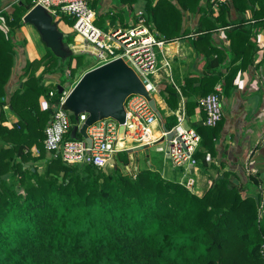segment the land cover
<instances>
[{
    "label": "trees",
    "instance_id": "16d2710c",
    "mask_svg": "<svg viewBox=\"0 0 264 264\" xmlns=\"http://www.w3.org/2000/svg\"><path fill=\"white\" fill-rule=\"evenodd\" d=\"M250 2L260 3L263 12L254 10L253 18L264 17V0ZM159 3L148 1L147 21L161 31L168 22L163 25L160 20ZM33 6V0L17 1L9 12L0 0V264H264V176L250 173L242 183L231 181L226 173L198 195L159 171L128 170L126 150L117 152L116 163L106 171L93 164H68L59 154L43 163V172L34 164L47 157L45 128L53 113L51 107L42 109L39 99L58 104L63 94L50 83L42 84L60 63L48 48L43 57L27 60L23 91L6 99L5 85L19 45L15 33ZM227 10L223 3L217 19ZM207 15L202 19L209 24L205 30L230 25L228 20L218 25L220 20ZM255 26L264 27V20L254 22L248 31L241 26L227 30L240 40V47L235 52L232 43V57L220 74L224 96L233 91L240 70L264 63V55L256 62L258 47L251 40ZM165 32L170 39L172 33ZM217 52L218 64L222 59ZM239 52L243 62L237 65ZM41 66L43 71L36 76ZM78 66L77 55H72L68 75L73 77ZM220 76L212 77L209 88L211 78L201 81L202 95L214 91ZM161 92L176 109L178 89L167 85ZM6 105L18 116L11 125L5 124ZM72 122L78 123L74 115ZM222 123L223 119L216 127L198 126L202 140L197 159L206 161L207 152L216 153ZM176 124L166 119L168 129Z\"/></svg>",
    "mask_w": 264,
    "mask_h": 264
},
{
    "label": "crops",
    "instance_id": "0c3cea01",
    "mask_svg": "<svg viewBox=\"0 0 264 264\" xmlns=\"http://www.w3.org/2000/svg\"><path fill=\"white\" fill-rule=\"evenodd\" d=\"M1 1L2 8L9 11L8 9L11 10L13 4L19 0ZM148 1L153 4L160 2L158 4L160 20L163 25L168 22L161 31H158L151 20L147 21L149 18ZM223 3L227 4L228 10L220 19H217L220 6ZM93 6L97 13L95 24L103 21L105 28L98 27L105 31L138 25L140 19L144 18L146 25L151 26L156 36L165 41L162 50H159L158 70L154 75L158 87V97L155 95L154 97L162 114V119L158 118L151 128V133L160 139L156 143L157 155L152 156L147 151L151 145H141L130 139L120 141L116 145L117 149L119 151L126 150L129 154L130 163L126 165L128 170L134 172L142 169L156 170L161 172L164 177L179 182L186 175L192 174L196 178L198 195H202L215 180L222 178L226 173L230 174L231 181L236 180L242 183H246L250 173L264 176V63L259 66L250 65L240 70L235 79V87L229 96L222 95L223 87L220 82L223 80V75L220 76V74L226 72V66L232 57V43H235L233 46L235 52L240 47V42H237L240 40H234L227 30L233 26H241L243 31H248L249 26L254 22L263 21L264 17L253 18L254 10L259 9L263 13L260 3L256 2L252 5L250 0L235 2L232 0H94ZM206 14L213 21L220 20L218 25H221V21L225 20H228L230 25L208 29L210 31L205 30V26L209 25L202 20ZM171 21L175 22L170 24ZM18 29H24L27 34L25 40L28 42L27 38L29 37L34 41L33 44L35 43L40 49L36 53L35 46L33 52L25 44V46L19 44L16 47L18 50L15 55L14 70L5 85L7 100L16 90L23 91L26 80L24 67L27 60L39 59L48 50L43 48L46 46L44 42L42 47L39 45L38 40L41 35L35 27L31 28L25 23ZM165 30L172 33L170 39L165 36ZM251 40L255 41L258 47L256 62H259L264 55V27L255 26L252 30ZM41 41H43L42 38ZM217 49L222 59V62H218V64L216 63L219 58ZM32 54H36L34 58H32ZM235 55L239 56L236 64L240 65L243 62L242 53H235ZM93 67L86 68V71ZM42 71L43 67L41 66L36 71V76H39ZM216 76H220V80L214 83V91L218 86L222 87L221 96L224 106L223 123L216 140V153L212 155L210 162L199 158L197 170L192 166H190V171L175 166L164 152L157 149L159 146H168L167 137L161 134L165 130L163 123L166 126V119L168 118L170 122L172 116H175L178 121L179 113H184L182 122L184 127L197 130L198 126L205 125V112L199 107L198 101L206 95H202L198 88L202 87L201 81L211 78L210 83L206 86L209 88L214 82L212 77ZM58 77L57 73L45 75L42 84L55 83L54 80ZM167 85L178 89V107L176 109H171L162 95L161 91ZM39 102L42 109L55 108V104H50L49 100L43 96L40 97ZM4 109L7 117L5 124L11 125L18 120V116L8 105ZM38 153L35 149L34 154ZM46 153V159L39 160L34 164L43 167V163H46V160L53 155L48 151Z\"/></svg>",
    "mask_w": 264,
    "mask_h": 264
},
{
    "label": "built area",
    "instance_id": "2783aa9c",
    "mask_svg": "<svg viewBox=\"0 0 264 264\" xmlns=\"http://www.w3.org/2000/svg\"><path fill=\"white\" fill-rule=\"evenodd\" d=\"M33 2L34 6L40 4L45 7L53 18L58 15L74 17L73 29L83 41L73 43L72 48L81 47L82 51L96 55L97 66L122 58L136 71L150 95L158 91L156 80L151 79L150 75H154L158 70L159 50H162L165 41L156 36L151 26L146 25L144 18L140 19L138 25L104 31L95 24L97 13L92 6L93 0H33ZM221 91L222 87L218 86L214 92L201 97L198 101L199 107L205 112L204 124L208 127H216L224 117ZM53 94V91L49 92L50 96ZM64 98L65 94L60 102L55 104L52 119L45 128L44 145L48 152L59 154L68 164L87 163L99 168L112 166L109 161L119 151L116 145L120 141L130 139L141 145H153L160 140L151 133L152 125L158 121V116L142 94H133L127 99L124 139L118 136L119 122L107 118L88 128V134L92 138L91 146L83 137H70L69 134L74 127L73 114L62 107ZM87 116V113L79 114L77 119L79 127ZM183 120L184 113H179L178 123L172 129L162 131L164 137L172 130L175 131V135L169 146H159L157 149L164 152L175 166L189 171L192 166L197 170L198 159L195 153L201 146L202 137L194 128L184 127ZM205 160L208 162L212 160L210 152L206 153ZM180 183L190 191L198 193L194 175H186Z\"/></svg>",
    "mask_w": 264,
    "mask_h": 264
},
{
    "label": "water",
    "instance_id": "95a60500",
    "mask_svg": "<svg viewBox=\"0 0 264 264\" xmlns=\"http://www.w3.org/2000/svg\"><path fill=\"white\" fill-rule=\"evenodd\" d=\"M23 21L33 25L40 33L45 45L62 60L74 54L82 55L85 53H89L98 60V57L93 53L72 51V44H65L64 42V37H67L68 34L58 28V21H55L42 5L33 6L25 14ZM57 89L60 94H65L62 107L71 111L76 119L80 113L88 114L81 127L78 125L73 127L70 137L76 138L78 137L77 133H79L86 139L89 146L92 144V138L88 134V128L107 118H113L119 122L118 136L124 139L127 116L126 102L128 97L133 94L144 95L158 118L162 119L156 98L149 94L136 71L122 58L87 70L69 91H66L65 86L60 84ZM163 128L168 130L164 123ZM174 135V130L167 134L168 146L171 144ZM109 163L114 165L116 158H111ZM103 169L106 171L107 166Z\"/></svg>",
    "mask_w": 264,
    "mask_h": 264
},
{
    "label": "rangeland",
    "instance_id": "374dc122",
    "mask_svg": "<svg viewBox=\"0 0 264 264\" xmlns=\"http://www.w3.org/2000/svg\"><path fill=\"white\" fill-rule=\"evenodd\" d=\"M8 10H9V12L12 11V9L11 10L8 9ZM54 20L55 21H58L59 20L58 21L59 22L58 23V28L61 31L69 34L67 37H64L65 44H70V42H67V40L69 38L72 40V43H75V44H77L78 42L83 41V39L81 38V36L73 29V22L75 21L74 17L58 15V16H54ZM27 25L31 26V28H34L33 25H31L29 23H27ZM96 25L99 26V27L105 28V26L103 25V21H101L100 23L98 22ZM26 35L27 34L25 33L24 29H22V30L17 29L16 30V33H15V41H16V43L17 44H20L22 46L28 45V48L32 49L31 52H33L34 46H35L36 47L35 48L36 49L35 52L38 53V51H39L40 48L37 47V45L35 43L33 44L34 41H32V39H30L29 37L27 39H29L30 42H29V40L27 42L25 40L26 39ZM38 43H39V45L41 47L43 46L42 45L43 44V41H41V37L38 40ZM43 48L46 49V50L48 49L47 46H45ZM73 50L74 51H82L81 47L72 48V51ZM35 55L36 54H32V58H34ZM70 57L66 58L65 60H62L60 58V60H59V62H60L59 63V66H57L56 69H55L56 70L55 74L57 73L59 75V77L56 80H54L55 83H53V84L50 83V87L51 88L57 90V86L60 84V85H64L65 88H66V91H67V89H69L70 87H73V85H75V83L78 81V79L86 72V68H89L91 66H94L95 67L98 64V60L94 56L90 55L89 53H85V54H82V55H77V58L79 60V66L78 67H75L76 69H74L73 77H71V76L68 75L70 73V70H71L69 68ZM76 60L77 59H74L72 61V66H76ZM67 70H68V74H67ZM154 75H150V78L153 79V80H155L154 79ZM71 82H74V83L72 84ZM152 95L153 96L155 95L156 97H158V92H156V93L153 92ZM171 120L172 121H170V122H173L174 124L175 123H178L177 118L175 116H172ZM156 146H157V144H153L147 150L150 155H152V156L157 155V153H156V151H157L156 150ZM116 154H115V156H116ZM53 155H54V153H53ZM43 168L44 167L39 166V169L42 170V172L44 170Z\"/></svg>",
    "mask_w": 264,
    "mask_h": 264
},
{
    "label": "bare ground",
    "instance_id": "6f19581e",
    "mask_svg": "<svg viewBox=\"0 0 264 264\" xmlns=\"http://www.w3.org/2000/svg\"><path fill=\"white\" fill-rule=\"evenodd\" d=\"M121 144V143H120Z\"/></svg>",
    "mask_w": 264,
    "mask_h": 264
}]
</instances>
